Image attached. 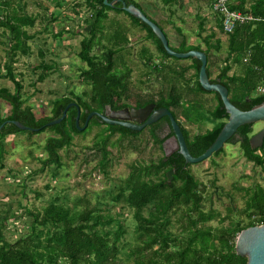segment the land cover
Segmentation results:
<instances>
[{
  "label": "trees",
  "instance_id": "16d2710c",
  "mask_svg": "<svg viewBox=\"0 0 264 264\" xmlns=\"http://www.w3.org/2000/svg\"><path fill=\"white\" fill-rule=\"evenodd\" d=\"M123 1L127 5L133 4L141 9L164 31V26L151 18L140 3L135 0ZM85 2L90 11L89 18L85 20L89 30L88 36L80 43L78 57L86 65L81 72V78L89 90L82 95L72 93V97L65 95L55 98L51 102V115L38 119L33 107L25 105L26 101L22 94L24 87L22 82L16 79L13 63L6 64L5 74L0 70V79L9 80L14 85V90L0 87V101H5L11 106V112L7 117H2L0 113V127L6 124L0 130V169L4 168L1 160L5 139L8 136L21 133L29 135L52 133L53 136L48 138L45 145L47 158L43 164L45 167L55 166L58 171L62 167L60 151L71 146L75 136L91 130L94 126L104 125L105 128L97 135L98 140L92 150L101 155L99 168L108 175L112 162L109 148L114 145L113 137L116 134L123 139L138 137L139 132L122 126L108 125L99 117H94L87 129L79 131L76 126V107L68 111L61 124L47 125L60 119L69 104L76 103L82 110L80 126L84 127L90 113H101L108 106L112 110L128 108L132 97H136L135 105L139 108L154 103L157 109L170 110L182 128L191 154L195 158L204 154L218 138L228 115L219 94L207 92L199 83L200 61L189 58L193 62L192 66L181 67L174 73L168 72V66L164 64L155 66L154 74L160 76L166 90L162 89L159 95L134 94L131 88L133 70L128 67L120 68L118 63L124 59V51L131 43L129 29L118 25L112 34H105V22L110 19L109 12L127 14L134 26L148 33V39L154 42L157 50L166 59L177 58L167 53L148 25L125 12L122 4L111 8L105 5L104 0ZM210 2L212 9V1ZM178 3L179 0H161L160 7L164 12L169 10L172 17L176 13L173 9ZM228 3L232 10L264 19V0H250V4L247 0H228ZM1 10L4 16L0 15V28L12 38L9 49L11 58L15 60L21 55L30 56L29 42L34 36L29 34L27 29L35 27L37 18L25 14L21 7L15 6L14 0H0ZM213 20L217 31L208 29L207 18L197 16L198 38L203 46L187 45L184 41L179 48L173 50L178 53L205 52L208 56L210 78L211 65L217 66L220 71L219 76L211 82L221 80L222 85L229 90L232 104L242 111H250L264 103V96L256 95L258 87L264 84V21L239 25L232 34L226 35L223 29V16L213 13ZM177 31L182 33V29ZM63 33L55 35L62 37ZM219 34L221 38L224 35L228 36L227 53L223 63L213 62L212 58V55L215 56L223 49L224 42L218 37ZM95 50L104 51L106 54H97ZM41 56L43 57V54ZM39 68L43 69L39 81L44 82L52 67L43 61ZM233 69H236V72L232 75L230 73ZM191 70L194 74L188 78L187 74ZM199 94L217 96L218 106L212 108L209 116L199 121L201 124L211 122L214 128L203 134L191 135L179 117H183L190 124H198V121L189 117L187 103L191 101L195 105L205 107L206 102L197 99ZM13 121L38 131L20 130L11 123ZM163 121L170 123L168 117ZM239 134L243 138L240 146L246 160L264 168V144L259 149H253L250 144L252 126L241 127ZM155 139V143L159 144L160 140ZM223 152L224 149L214 156H219ZM170 170H175L171 183L167 177ZM242 191H245L246 196L243 213L247 217V222L233 220L226 226L223 224L214 227L211 222L220 216L214 211L205 210L207 187L196 178L191 165L186 164L183 156L177 153L167 160L162 159L158 164L133 165L129 177L113 197L116 204L121 203L134 212L137 244L133 250L124 251L122 245L128 233L122 214L108 217L101 211L91 210L89 207L71 208L61 203L58 198L41 211L30 212L32 223L29 226V233L15 241L9 240L6 236L8 220L13 218L0 216V264H247V258L236 253V241L243 230L264 225V186L257 184L247 189L243 188ZM231 213L230 211L229 214ZM227 217L230 219L229 215ZM174 218L179 225L177 233L170 229ZM121 256L125 257V262Z\"/></svg>",
  "mask_w": 264,
  "mask_h": 264
},
{
  "label": "rangeland",
  "instance_id": "374dc122",
  "mask_svg": "<svg viewBox=\"0 0 264 264\" xmlns=\"http://www.w3.org/2000/svg\"><path fill=\"white\" fill-rule=\"evenodd\" d=\"M14 1L15 6L21 7L25 14L37 18L35 27L27 29L29 34L34 36V39L29 42L31 54L30 56L21 55L13 60L9 53L11 35L0 28V70H3L2 74H5L6 64L13 63L16 79L20 80L24 87L22 94L26 101L25 105L32 106L36 117L41 119L51 115V102L55 98L65 95L72 97V93L82 95L89 90L81 78V72L86 65L79 59L78 53L81 41L88 36L89 27L85 20L89 18L90 11L85 0H65L63 2H66V5L64 4L63 7L71 15V19L66 18L61 22L56 18L52 21L49 9L52 7L57 9L55 0ZM135 1L160 22L164 18H172L176 25L184 24V31L189 36L193 37L192 33L198 30L197 20L185 17L186 20L181 23L176 16L170 17L169 10L163 13L161 9H158L154 5L157 0ZM210 1L207 0V3ZM247 1L250 4V0ZM1 11L0 15H3L4 12ZM177 11L182 15L185 13L184 9L180 12L176 8L175 12ZM105 24V34H112L118 25L130 26L131 18L125 13L111 12L110 19ZM53 25L63 28V30L60 29V33L64 32L62 37H56L57 33L51 30ZM67 26L71 28V32L65 31L64 28ZM77 27L83 30L79 34L73 33L78 32ZM166 28L170 29L171 26L166 24ZM224 38L222 51L215 56L212 55L213 62H224L228 36L224 35ZM104 43L107 44L106 41ZM128 50V48L125 49V54L129 53ZM95 52L106 54L99 50ZM125 54L124 59L118 63L120 68L132 67L133 87L131 88L134 94L156 95L159 93L163 83L141 85L147 82L142 79L141 68L137 66L138 60L132 55ZM181 60L183 59H176V61ZM43 61L51 66L52 70L49 71L46 80L40 82L39 78L43 69L39 66ZM0 87L14 90V85L9 80L0 79ZM135 103L136 97H132L129 106H135ZM187 104L189 117L198 121V124H190L183 117H179V120L191 135L203 134L214 128L211 122L199 123L200 119L209 116L213 110L210 100H206L205 107L195 105L191 101ZM10 112V104L2 101L1 116L7 117ZM263 126L264 124L256 125L254 132H259ZM104 128V125L94 126L91 130L75 136L71 146L60 151L62 167L58 171L55 166L45 167L43 164L47 158L45 145L48 138L53 136L52 133L44 132L37 135L21 133L5 139L1 160L4 168L0 169V216L13 218L8 220L6 229L9 240L15 241L29 233V226L32 223L30 212H39L50 202L59 198L61 203L71 208L89 207L91 210L101 211L108 217L122 214V220L128 230L122 242L124 251L134 249L137 244L134 212L121 203L116 204L113 197L129 177L131 166H150L157 163L162 157V152L159 146L153 143L148 129L138 137L123 139L116 134L112 139L114 145L109 148L112 154L109 174L105 175L99 168L101 155L92 150L94 143L98 140L97 135ZM191 169L196 178L207 187L205 210L214 211L220 216L216 217L211 225L226 226L233 220L247 222V217L243 213L246 196L245 191L242 190L257 184L264 186V168L247 161L240 144H227L222 154L193 164ZM230 211L231 214H229ZM228 215L230 219H227ZM223 220H225L224 223ZM178 227L174 218L170 229L177 233ZM121 257L125 262V257Z\"/></svg>",
  "mask_w": 264,
  "mask_h": 264
},
{
  "label": "water",
  "instance_id": "95a60500",
  "mask_svg": "<svg viewBox=\"0 0 264 264\" xmlns=\"http://www.w3.org/2000/svg\"><path fill=\"white\" fill-rule=\"evenodd\" d=\"M104 3L111 8H115L118 6V4H122V9L125 12L145 23L152 29L153 33L157 39L161 41L165 50L170 56L177 59L194 58L199 60L201 63L199 83L207 92L217 93L221 97L226 114L228 115L226 124L214 144L204 154L197 158L191 154L182 128L174 117L173 113L166 108L157 109L156 104L154 103L144 108H133L130 110L124 109L118 112H113L108 106L103 114L98 112L90 113L86 119L84 127L80 126L81 109L76 103H72L67 106L63 116L60 119L50 122L47 126L61 124L66 118L68 111L72 107L77 108L76 126L79 131L87 129L89 122L94 116L99 117L102 122L108 125L122 126L136 132H140L146 127L154 125L161 119L168 117L170 121L168 125V132L173 133L170 142L173 144L175 151H178V153L183 156L186 164L193 165L211 159L216 153L224 149V147L229 141H231L232 138L238 136L237 133L241 127L246 125L255 127L256 125L264 124V103L255 106L250 111H242L232 104L229 90L224 85H222L221 80H217L216 83L211 82V78L208 74V56L205 52L190 51L187 53H178L172 49L168 37L160 28V26L148 18V16L141 9L133 4L127 5V3H125L123 0H113L112 2H109V0H104ZM11 123L23 131H38V129L29 128L17 121H13ZM5 125L6 124H3L0 127V130ZM250 144L253 149L262 148L264 144V127L259 130L258 133L252 136L250 139ZM164 151L167 156L170 155V151L166 150L165 147ZM174 173V170H170L167 173L169 183L173 181ZM236 253L241 257L247 258V264H264V225L243 230L239 234L236 241Z\"/></svg>",
  "mask_w": 264,
  "mask_h": 264
},
{
  "label": "crops",
  "instance_id": "0c3cea01",
  "mask_svg": "<svg viewBox=\"0 0 264 264\" xmlns=\"http://www.w3.org/2000/svg\"><path fill=\"white\" fill-rule=\"evenodd\" d=\"M63 1H65V0H63ZM63 1L62 2H59V1L55 2V6H57L56 7L57 9H55V7L54 8L52 7L49 9L50 17H51L52 21L55 20L56 18H58V21H61V22L66 20V18L71 19V15L68 14L64 10L63 6H64V4L66 5V2H63ZM208 1H210V0H208ZM156 3L154 5H156L158 9H161V7H160L161 6V0H157ZM210 4H211V2L207 3V0H184L183 2H181L179 0L178 5L174 7L173 11H175V9L178 8V10H180V12H181V9H184L185 13L182 15L177 11L176 14L173 16H176L177 18H179L180 22L183 23L187 17L192 18L193 20H197V16L200 15L203 18L205 17L209 20L208 29L210 31L212 29H214V31H217V29L215 27V23L213 22L214 21L213 20V12H212ZM163 13H164V11H163ZM108 14L110 17L111 12H109ZM148 15H149V13H148ZM30 16H32V15H30ZM149 16L151 18H153L151 15H149ZM154 20L159 22L160 24H162L164 26V32L169 39V42H170L172 49L179 48L184 41L187 43V45H193V46L194 45L195 46L202 45L203 46L202 41L198 38V30L195 31L194 33H192V35H193V37H192V36H189L184 31V24L179 23L176 25V23L173 19L164 18L163 20H161V22L159 20H156V19H154ZM189 20H191V19H189ZM166 24L170 25L171 28L167 29ZM59 27L53 25L51 30H53L54 32H56L58 34V33H60V29L63 30V28H59ZM127 28L129 29V39L131 41L130 45L128 46V49H129L128 52H129V54H131L134 58H136L138 60L137 66H139L141 68L140 73L142 74V77H143L142 79H143V81L147 82V83L144 82V84L141 83V85L148 86V85H151L153 83L154 84H160L161 83L160 76L158 74H154L153 69L155 68V65H163L164 64L165 66H168L167 70H169L168 72H170V73H174V72L180 70L181 67L192 66L193 62L190 59H183L181 61H176L174 59H166L157 50V47L154 44V42L152 40L148 39V33L146 31L142 30L141 28L134 26L132 20H131V25L128 26ZM64 29L66 32H71V28L69 26L65 27ZM177 29H182V33L180 34L177 31ZM77 31L82 32L83 30H81V28L77 27ZM218 37L221 38L220 34L218 35ZM221 39H223V42H224V39H225L224 36ZM223 45H224V43H223ZM208 66H209V64H208ZM235 72H236V69H233V71L230 74L233 75ZM193 74H194V72L191 70L187 74V77L190 78ZM219 74H220V71H219L218 67L215 65H211V80L216 79L219 76ZM132 75H133V73H132ZM131 87H133L132 84H131ZM162 89L166 90V86L164 84L161 87V90ZM147 93H148V89H147ZM159 93H157L156 95H159ZM195 97H193V98H195ZM197 99L201 100V101L204 100L205 102H206V100H210V103H211L213 108L218 106V99H217V96L215 94H199V95H197ZM1 102L2 101H0V103ZM193 135H195V134H193Z\"/></svg>",
  "mask_w": 264,
  "mask_h": 264
},
{
  "label": "built area",
  "instance_id": "2783aa9c",
  "mask_svg": "<svg viewBox=\"0 0 264 264\" xmlns=\"http://www.w3.org/2000/svg\"><path fill=\"white\" fill-rule=\"evenodd\" d=\"M212 12L223 16V29L226 35L232 34L237 26L251 22L264 21L261 18H255L252 14H246L242 11L232 10L228 0H211ZM257 96H264V84L260 85L256 91Z\"/></svg>",
  "mask_w": 264,
  "mask_h": 264
},
{
  "label": "flooded vegetation",
  "instance_id": "af4514ba",
  "mask_svg": "<svg viewBox=\"0 0 264 264\" xmlns=\"http://www.w3.org/2000/svg\"><path fill=\"white\" fill-rule=\"evenodd\" d=\"M133 108L139 109V107H137L136 105L135 106H129L128 108H124V109H129L130 110V109H133ZM124 109H115V110L113 109L112 111L113 112H118V111H122ZM104 112L105 111H103L101 113L103 114ZM81 115H82V110H81ZM94 117H97V116H94ZM163 119H161L156 124L151 125V126H148L144 130H142V131L139 132L140 133L139 135H141L146 129H148L149 134H150V137L153 140V143H155V140H156L155 138H158L160 140V143L159 144H156V143L155 144L159 146V149L162 152V157L159 159V161L156 164H158L162 159L167 160V159L171 158L172 156H174L175 154L178 153V151H175V148H174L173 144L170 142L171 137L173 136V133H169L168 132V130H169V128H168L169 127L168 126L169 123L164 122ZM88 127H89V125H88ZM252 130H253V134L251 135V138H252V136L254 134L258 133V132H256V133L254 132L255 131L254 130V127H252ZM237 134H238V136H236L235 138H232L231 141L236 142L235 144H241V142H243V138L239 134V131H238ZM164 147H165L166 150L170 151V153H169L170 155H168V156L166 155V153L164 151Z\"/></svg>",
  "mask_w": 264,
  "mask_h": 264
}]
</instances>
